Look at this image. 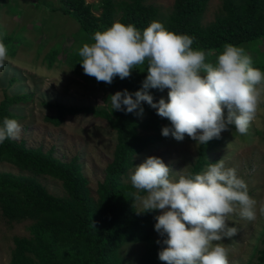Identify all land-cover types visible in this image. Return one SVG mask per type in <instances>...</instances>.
Segmentation results:
<instances>
[{
  "label": "trees",
  "instance_id": "trees-1",
  "mask_svg": "<svg viewBox=\"0 0 264 264\" xmlns=\"http://www.w3.org/2000/svg\"><path fill=\"white\" fill-rule=\"evenodd\" d=\"M37 1L39 7H45L50 14L59 13L78 25L76 33L64 37L66 43H59V53L64 63L68 62L66 65L73 75L103 92L102 105L75 107L46 103L45 106L55 111L46 121L58 127L67 117L91 116L115 132L116 144L94 194L78 157L62 161L51 151L28 148L24 141L13 139L0 144V162L20 171L55 179L65 193L62 197L52 195L30 176L0 173L2 217L8 222H32L29 237L14 238L9 264H124L120 250L126 244L142 246L136 264H164L158 253L166 245L157 243L163 238L154 230L155 217L159 214L156 209L137 214L142 209H137L132 195L136 189L122 179L133 168L135 156L164 137L160 122L170 126V121L159 117L146 102L141 104L147 114L142 119L135 113L113 110L111 95L125 89L134 93L142 88L147 62L133 69L130 78L116 77L111 84L97 82L94 77L84 74L80 64L82 38L88 37L94 42L92 36L96 31H104L116 21L132 23L142 32L156 20L169 31L194 36V49L212 50L218 55L225 44L242 46L253 58V66L264 71V55L258 56L264 50V0H220V12L207 24L203 19L211 0H174L167 15L155 5L145 4V0H100L97 4L86 0ZM11 41L3 36L7 50L15 49L17 45ZM54 61L53 58L47 66ZM13 82L11 79L10 85ZM158 91L149 89L152 95ZM32 96L26 93L10 95L4 90L0 101V124L5 117L16 119L12 107L29 101ZM216 143L211 140L199 144L190 173L199 174L211 163L207 160V152ZM262 245L254 264H264V238Z\"/></svg>",
  "mask_w": 264,
  "mask_h": 264
},
{
  "label": "clouds",
  "instance_id": "clouds-1",
  "mask_svg": "<svg viewBox=\"0 0 264 264\" xmlns=\"http://www.w3.org/2000/svg\"><path fill=\"white\" fill-rule=\"evenodd\" d=\"M92 40L83 44L79 56L84 74L97 82L130 78L133 69L147 62L142 88L134 93L117 91L110 96L111 107L142 116L141 104L146 102L159 117L170 121L161 130L164 137L182 141L187 135L204 145L229 126L247 135L264 105V71L253 66V58L242 46L225 44L218 55L194 49V36L169 31L156 20L142 32L132 23L116 21L96 31ZM7 59V47L0 41V69ZM149 89H167V101L154 102ZM21 134L19 121L3 119L0 144L19 140ZM172 172L161 158L149 156L130 177L136 189L134 201L142 208L137 214L161 210L154 230L163 238L157 243L166 247L159 251V260L164 264H229L228 250L220 243L238 232L229 227V217L238 211L242 218L255 220L257 212L264 215V201L257 208L246 181L235 168L226 167L223 159L209 163L203 173L180 175L178 180Z\"/></svg>",
  "mask_w": 264,
  "mask_h": 264
},
{
  "label": "rangeland",
  "instance_id": "rangeland-1",
  "mask_svg": "<svg viewBox=\"0 0 264 264\" xmlns=\"http://www.w3.org/2000/svg\"><path fill=\"white\" fill-rule=\"evenodd\" d=\"M99 1L86 0L90 4H97ZM173 2L174 0H145V4L155 5L163 15L169 13ZM220 7V0H211L203 23L211 22L220 12ZM98 13L99 11L95 12L96 15ZM58 14H50L45 7H39L37 0H0V41L5 36L12 40L11 44H17L15 49L12 47L8 50V59L0 69V101L3 99L4 90L10 95L32 94L29 101L12 107L16 120L22 125L21 139L16 141H24L28 148L51 151L62 161L78 157L82 172L94 194L98 183L103 179L104 169L112 158L116 134L103 121L91 116L67 117L58 127L46 121L48 116L55 114L54 110L45 106L46 103L75 107L103 104L102 90L73 75L66 65L68 62L63 61L64 58L59 53L60 44L65 42L64 37L78 31V25L68 17ZM82 41L93 43L88 37L82 38ZM262 55L264 50L258 54L259 57ZM53 58L55 61L48 67ZM210 59L214 61L215 55ZM11 79L14 82L10 85ZM153 97L154 102H158L160 98L167 101V89L158 91ZM146 115L144 113L139 118ZM160 125L168 126L164 122H160ZM263 135L264 105H261L247 135L242 136L236 132L234 126H229V130L221 132L219 138L212 139L217 143L207 152L209 162L215 163L223 159L226 167L236 169L237 175L246 181L249 194L257 200V208L259 202L264 201ZM198 146L187 135L182 141L171 136L161 137L135 156L134 166L122 182L130 184L135 166L149 156L161 158L172 169V178L178 180L180 175L190 173L197 158ZM207 168L208 166L201 173ZM0 173L33 177L50 194L58 197L65 195L61 183L50 177L20 171L3 162H0ZM136 207L142 209L138 202ZM156 210L160 215L161 210ZM31 223L29 220L8 222L0 212V264L10 263L14 238L29 237ZM228 224L229 227L238 229L235 236L225 237L220 242L228 250L229 264H254L259 250L263 247L264 215L257 212L255 220H248L242 218L237 211L229 217ZM141 252V245L126 244L120 250V257L124 264H136Z\"/></svg>",
  "mask_w": 264,
  "mask_h": 264
}]
</instances>
